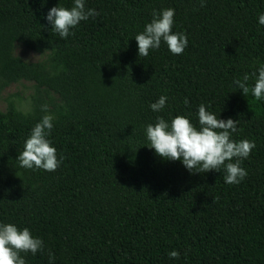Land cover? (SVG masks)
Here are the masks:
<instances>
[{
    "label": "trees",
    "instance_id": "1",
    "mask_svg": "<svg viewBox=\"0 0 264 264\" xmlns=\"http://www.w3.org/2000/svg\"><path fill=\"white\" fill-rule=\"evenodd\" d=\"M73 4L0 0V95L21 81L36 88L27 112L13 101L0 112V223L44 242L21 254L26 264H50L49 251L51 264H264V100L251 94L264 66V0H85L99 15L61 38L46 16ZM167 8L184 52L162 41L138 56L135 36ZM16 44L48 61L23 62ZM245 74L246 96L234 84ZM160 96L166 105L154 112ZM201 104L238 120L233 140L255 143L239 184L225 183L223 168L190 173L148 147V124L183 115L199 128ZM46 114L63 160L52 172L22 168L16 158Z\"/></svg>",
    "mask_w": 264,
    "mask_h": 264
},
{
    "label": "clouds",
    "instance_id": "2",
    "mask_svg": "<svg viewBox=\"0 0 264 264\" xmlns=\"http://www.w3.org/2000/svg\"><path fill=\"white\" fill-rule=\"evenodd\" d=\"M203 6L204 0H201V7ZM98 15L95 10L86 8L85 0H74L71 8L52 7L46 19L53 31L61 38H67L74 34L70 30L81 21H87L89 17L95 18ZM174 16L175 10L172 8L164 9L159 13L154 10L151 22L135 36L138 56L147 57L150 50L159 49L162 41L173 55H181L184 52L187 47V36L184 33H173ZM258 23L264 25V14L258 17ZM248 80L249 76L245 74L243 80L234 81L244 96L250 91L247 86ZM251 94L257 101L264 100V66L258 70ZM167 99L166 96H160L150 108L154 112L161 111ZM184 103L188 104L187 99ZM41 109L47 113L48 105H42ZM53 120L52 114H46L32 128L23 151L16 158L20 167L52 172L60 166L63 157L57 158L56 149L48 139L53 128ZM198 123L199 128L183 115L175 116L170 122L157 117L154 125L148 124L146 127V136L150 142L148 147L154 149L163 159L181 161L190 173L219 172L223 168L226 173L225 183L239 184L248 175L241 167V161L249 157L255 143L247 139L233 140L232 134L237 131L238 120L219 119L216 114L208 111V106L204 104L198 106ZM43 250V240L34 237L29 228L19 229L11 223H0V264H26L22 253L35 255ZM168 255L172 259H179L180 253L173 250ZM48 256L51 264L55 259L54 254L49 251Z\"/></svg>",
    "mask_w": 264,
    "mask_h": 264
},
{
    "label": "rangeland",
    "instance_id": "3",
    "mask_svg": "<svg viewBox=\"0 0 264 264\" xmlns=\"http://www.w3.org/2000/svg\"><path fill=\"white\" fill-rule=\"evenodd\" d=\"M13 55L20 58L23 62L27 61L25 63L29 64L47 62L49 58L48 52L38 53L20 44L14 46ZM35 94L36 88L33 82L21 81L9 86L0 95V112L6 111L10 101H13L21 112H27L30 109L31 99ZM41 96L48 100V97L53 95L51 93L47 95L41 91Z\"/></svg>",
    "mask_w": 264,
    "mask_h": 264
}]
</instances>
